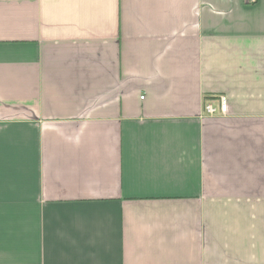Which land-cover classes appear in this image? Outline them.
Masks as SVG:
<instances>
[{
  "label": "crops",
  "instance_id": "obj_1",
  "mask_svg": "<svg viewBox=\"0 0 264 264\" xmlns=\"http://www.w3.org/2000/svg\"><path fill=\"white\" fill-rule=\"evenodd\" d=\"M0 264H264V0H0Z\"/></svg>",
  "mask_w": 264,
  "mask_h": 264
},
{
  "label": "built area",
  "instance_id": "obj_2",
  "mask_svg": "<svg viewBox=\"0 0 264 264\" xmlns=\"http://www.w3.org/2000/svg\"><path fill=\"white\" fill-rule=\"evenodd\" d=\"M204 109L210 115H216L218 113L226 114L228 111V99L226 96H219L214 102H207Z\"/></svg>",
  "mask_w": 264,
  "mask_h": 264
}]
</instances>
